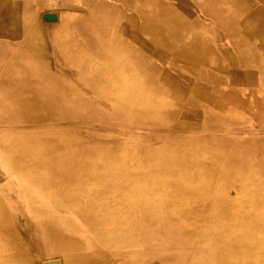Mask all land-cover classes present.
I'll return each instance as SVG.
<instances>
[{
  "label": "bare ground",
  "instance_id": "1",
  "mask_svg": "<svg viewBox=\"0 0 264 264\" xmlns=\"http://www.w3.org/2000/svg\"><path fill=\"white\" fill-rule=\"evenodd\" d=\"M42 257L264 264V0H0V264Z\"/></svg>",
  "mask_w": 264,
  "mask_h": 264
},
{
  "label": "rangeland",
  "instance_id": "2",
  "mask_svg": "<svg viewBox=\"0 0 264 264\" xmlns=\"http://www.w3.org/2000/svg\"><path fill=\"white\" fill-rule=\"evenodd\" d=\"M51 4L52 5H50V6L47 5V7H45V11H46L45 14L57 15V19H55V20L57 23H61V19L64 18V16L68 15V13H65L61 10H58L53 2ZM45 22L47 23L46 19H45ZM57 23H52V24L56 25ZM1 172H2L1 176L3 177L1 179L2 180L1 183L6 184V189L11 190L12 193L16 194L15 198H11V199H9V197H7V198L12 203V205L23 208V210L26 211L27 205H26L25 195L21 191H18L17 182L10 177V173H6L3 170ZM233 196H235V195L233 194L232 197ZM39 262H40V264H46L48 262H57L58 264H63L61 258H59V257H46V258L42 257V258H40Z\"/></svg>",
  "mask_w": 264,
  "mask_h": 264
}]
</instances>
